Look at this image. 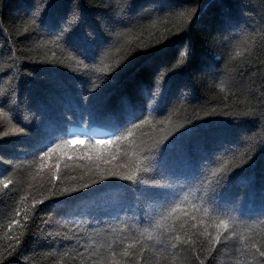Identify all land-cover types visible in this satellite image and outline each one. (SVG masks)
Here are the masks:
<instances>
[{"label": "trees", "instance_id": "16d2710c", "mask_svg": "<svg viewBox=\"0 0 264 264\" xmlns=\"http://www.w3.org/2000/svg\"><path fill=\"white\" fill-rule=\"evenodd\" d=\"M0 108V264H264V0H0Z\"/></svg>", "mask_w": 264, "mask_h": 264}, {"label": "snow or ice", "instance_id": "6c2138e0", "mask_svg": "<svg viewBox=\"0 0 264 264\" xmlns=\"http://www.w3.org/2000/svg\"><path fill=\"white\" fill-rule=\"evenodd\" d=\"M40 22H41V24L44 23L42 15L40 16ZM85 67H87V65H85ZM102 71L107 72L108 71L107 67L102 69ZM2 112H3V108H0V113H2ZM13 131H23V129H13ZM127 135L128 136H132V132L129 131ZM122 138L123 137H121V136L113 135L109 139L104 140V141L97 140L96 144L99 145V144L103 143L105 146H107V145L113 144L114 142L118 143ZM77 142L83 143V141L80 140L79 137H74L72 140H69V141H62V143H67V144H72V143H77ZM55 147H58V145L54 146V148L48 149V152L41 153V155L45 156V157L48 156V154L50 152L55 150ZM146 159H147V157H144V158H141V159H137L134 162V165H133L134 170L131 172L130 175L124 176V175H121V173H119V172H108L107 176H101V180L108 179L109 177H116V178H119L121 180H127V181L137 180V171H141V170L146 171L147 170V169H142L141 168L142 160H146ZM152 163H153L155 169H163L164 163H165V151H164V148L159 149V157L157 159H155ZM10 183H11V181L3 182V187L5 189H7ZM95 183H99V181H96V180L91 181V184H95ZM88 187H90V184H82L81 185V188H88ZM152 189H155V191H153ZM74 191H78V189H68V188H66L62 192L52 191L51 192V197L55 198V197H58V196H64V195L70 194L71 192H74ZM145 192H146L147 198L150 199V200H153V201L166 199L167 196L169 195V193H168L166 188H164L163 186H160V185H156V184H153L150 187L146 186ZM33 203L35 204L36 201H33ZM27 219H28V217L25 216V220H27ZM216 227L217 228H227L228 227V222L226 220H220L219 224ZM152 238L153 237L150 235L149 239H152ZM156 239L159 240L160 237L157 236ZM168 239L171 240V237H169ZM175 239L178 242L181 240V238L179 236L175 237ZM17 242H19V241H17ZM182 243L184 245H188L191 248V253H192V262H191V264H197V262H198V264H204V261L200 260L201 253H199L197 251V246H196V242L195 241H190L188 238H185L182 241ZM209 243H210V247L212 249H215L216 245L221 243L220 236L217 235L214 238V242H213V240L210 239ZM180 246H181L180 243L171 244V247L173 249H176V248H178ZM145 247H146V245H145ZM249 251L253 255V257H255V255L258 253L259 257L264 259V251H260V249L257 248L255 244H252L250 246ZM8 255L11 256L12 253L9 252ZM124 255L128 256L129 253L127 251H125ZM132 255L135 256L134 253ZM212 255H213V252L212 251H208L207 256L205 258L207 259V257H210ZM4 259H5V257L2 254H0V261H3Z\"/></svg>", "mask_w": 264, "mask_h": 264}]
</instances>
